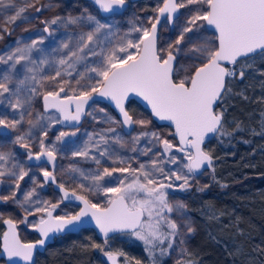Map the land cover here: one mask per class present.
Instances as JSON below:
<instances>
[{
    "label": "snow or ice",
    "instance_id": "snow-or-ice-1",
    "mask_svg": "<svg viewBox=\"0 0 264 264\" xmlns=\"http://www.w3.org/2000/svg\"><path fill=\"white\" fill-rule=\"evenodd\" d=\"M92 2L96 15L56 17L45 22L43 33L49 38L64 26H78V30L56 37L55 47L44 46L46 37L41 35L0 53V106L4 109L0 111V129L16 130L25 116H31L36 95L42 97L44 108V115H37L35 124L27 120L30 129L39 125L35 152L29 143L31 130L10 141L27 150L24 155L32 162L27 170L15 153L3 150L0 144V184L7 183L10 193L0 195V201L11 199L24 208L20 221L24 224H29L28 216L41 214L30 224L41 236L35 243L21 242L17 223L3 221L8 230L3 233L0 258L6 256L7 264H36L34 253L50 234L90 228L102 234L106 245L123 234L142 241L150 255L156 249L161 255L172 250L181 229L184 233L195 231L184 211L186 206L175 200L174 193L189 189L190 178L212 164L202 146L210 134H223V114L216 111L218 101L229 91L232 79L243 80L241 58H264V0H162L163 6L146 26L133 25L126 32L120 31L116 19L123 15L127 0ZM200 5L207 7H190ZM29 8L41 11L34 0H0V32H7L6 25L17 20L28 21L23 14ZM185 8L189 11L179 25L177 38L167 46L158 45V29L177 26V13ZM205 24L211 26L212 38L200 31ZM53 25L56 28H51ZM181 53L189 62L187 69L177 60ZM133 96L146 102L154 117L174 125L178 143L154 131H136L148 122L134 118L126 108ZM104 101L118 110L121 119L111 117L107 105L97 109ZM97 111L102 114L99 118L94 115ZM12 114L15 116L10 119ZM85 116L106 127L76 140ZM56 124L67 130L58 129L55 141L46 143L48 129ZM57 143L65 147L58 149ZM58 151L94 165L89 169L70 167L68 181L84 193L102 196L103 203L57 183L54 162ZM47 184H55L63 193L58 203L43 199L37 192ZM61 203L77 210L54 215ZM93 247L111 264H120V257H125L123 252L105 251L99 244ZM123 264H130L127 257Z\"/></svg>",
    "mask_w": 264,
    "mask_h": 264
},
{
    "label": "rangeland",
    "instance_id": "rangeland-1",
    "mask_svg": "<svg viewBox=\"0 0 264 264\" xmlns=\"http://www.w3.org/2000/svg\"><path fill=\"white\" fill-rule=\"evenodd\" d=\"M18 2H20V0H18ZM34 3L36 7L41 8L40 12H36L34 8L27 9L23 15L28 16V21L25 22L22 20H17L15 23L6 25L8 28L7 32H0V53L14 47L17 43H20L21 45L24 43H30L32 39H39L41 35L46 37L44 40V46L49 48L55 47L58 43L56 37H61L64 32H74L78 30V26H64L55 32L53 37L49 38L47 37L46 33H43V29L46 26L45 22L56 17L63 19L66 17L82 16L86 13L96 15V8L94 6L88 4L80 5V3H73L71 0H34ZM21 6L23 5L21 4ZM159 7H162V0L132 2L123 15L116 19V22L120 25V31L126 32L133 25L144 24L146 26L148 19L154 18L157 15L156 10ZM190 7L206 8L207 6L200 5ZM188 11L189 10L187 8L180 9L177 26H168L161 29L160 45L167 46L169 43L174 42L180 30L179 25H181L186 19ZM2 20L3 17L0 16V22H2ZM51 28H56V26L53 25ZM62 31L64 32L61 33ZM200 31L205 36L212 38V33L207 30L206 24L200 29ZM182 56V53L177 54L178 61L184 68L187 69L189 67V62L183 59ZM255 60V56L249 59H243L241 60L240 67L246 70L252 63L255 62ZM2 68L3 66L0 65V69ZM228 87L229 95L235 92V88H231L230 86ZM44 90L47 89L45 88ZM105 105L107 104L100 103L97 105V109L104 108ZM0 111H4L3 106H0ZM106 112L116 120L120 119L117 113L112 108H110L109 105L106 107ZM131 114L134 118L143 119L148 122L144 129H141L139 126H137L136 131H154L159 133L163 138L169 139L173 144L178 143L177 138H174L173 135L174 130L169 126L158 124L153 119L149 111L134 106ZM37 115H44L43 101L40 95L33 97L31 116H25L24 122L18 125L16 130L9 129L5 131L0 129V144L4 145L3 150L12 151L15 153L17 160L23 164L26 170L30 165V161H28L24 155L27 150L20 147L18 144L10 143V141H14L18 133L23 134L24 132L31 130L33 139L29 141V143L31 144L32 151L35 152L37 150V144L35 143L36 131L38 130L39 125H36V128L30 129L27 120L31 119L35 124ZM94 115H97L99 118L102 114L97 111V113H94ZM14 116L15 114H12L9 116V118L11 119ZM41 123H43V121H41ZM101 127H106V125L96 123L91 117L86 116L83 124L80 126L81 132L74 139L79 140L84 133H93L95 130L100 129ZM58 129L67 130L61 128L59 124L51 126L48 129V137L45 141L46 143L49 140L55 141V136L58 134ZM117 131H120L118 126ZM133 135H135V133H133ZM125 139L127 140L129 138L125 137ZM141 146H143V141H141ZM57 147L60 149L65 146L57 143ZM206 149L209 153H212L207 146ZM57 158L59 163L56 171L58 173L59 179L63 183L79 190L75 184H72L70 181H68V169L72 166H77L81 169H89L94 167V165L90 162H86L83 158L72 157L71 155L62 153L61 151L57 152ZM142 160H147V157H143ZM77 161L79 163H76ZM49 168L50 167L48 166V169ZM231 174L232 173L228 170V168H226V166L219 163L217 165H213L212 169L204 171L200 175L192 176L189 181L191 185L189 189L175 191V200L183 203L186 206L184 211L191 218L192 226L194 227L195 231L192 233H184V230L181 229L182 235L176 238V242L173 244V249L166 251L165 254V256L168 257L171 262H181L190 255L192 240L200 231L205 234L206 238L210 240V242L220 244L226 249V251H229L234 264H261L258 249L254 246L249 233L243 230L238 219L232 214H226L223 211L217 210L211 204V202H209L208 195L210 194L211 184L220 177H228ZM29 175H32L31 171L29 172ZM4 179L7 180L6 177ZM37 179L39 180L40 178L37 177ZM25 181H28V177H25ZM25 181L21 182V189L26 187ZM40 182L42 183L43 181L41 180ZM176 183L179 184L181 182L177 181ZM0 186V195H10V193L6 191V188L8 187L7 183L0 184ZM28 187H31V185L29 184ZM49 190V187L46 185L43 189L37 188V192L43 197V199H46L51 203H58L60 199L59 195L52 191L48 192ZM84 194L88 195L89 198L93 199L94 201L99 199L101 203L104 202L103 197L95 193ZM17 199H21L20 193H17ZM169 199L173 200V196H170ZM68 211L74 212L76 211V208L71 205L68 208H65L64 203H61L55 212L56 214H63L64 212ZM39 215L41 214L38 213L36 216H28L29 224L21 223L20 221H22L25 216L24 208L14 203L11 199L6 202L0 201V219L3 216H8L9 218H12L14 221H16L25 240H29L33 237L34 229L30 227V224L37 222ZM172 216L175 218L176 213L174 212ZM177 223L179 224L180 221L177 220ZM0 231H3L1 226ZM181 240H183L182 244L180 243ZM141 242L142 241L137 240L135 237L117 236L107 244V247H110V250L112 251L123 252L125 257H128L131 260L133 259L132 261L130 259L128 260L130 264H135V262L138 260L135 259L133 255L141 253ZM123 261L124 259L120 257V264H123Z\"/></svg>",
    "mask_w": 264,
    "mask_h": 264
},
{
    "label": "trees",
    "instance_id": "trees-1",
    "mask_svg": "<svg viewBox=\"0 0 264 264\" xmlns=\"http://www.w3.org/2000/svg\"><path fill=\"white\" fill-rule=\"evenodd\" d=\"M71 1L80 5L89 3ZM255 59L244 70L243 80H231L228 86L235 88V92L231 95L226 92L218 106L224 115L223 134H218L207 147L212 152L213 165L223 164L232 174L211 184L208 199L217 210L238 219L264 264V75H261L264 58L255 56ZM134 106L146 110L131 101L128 105L131 113ZM37 237L34 234L31 240ZM95 244L105 251L110 249L92 229L59 237L45 253L39 254L36 264H109L101 250L93 247ZM140 245L141 253L133 257L141 264H234L229 251L210 242L200 231L192 240L190 255L177 263L171 262L166 253L161 255L159 249L150 255L144 243Z\"/></svg>",
    "mask_w": 264,
    "mask_h": 264
},
{
    "label": "water",
    "instance_id": "water-1",
    "mask_svg": "<svg viewBox=\"0 0 264 264\" xmlns=\"http://www.w3.org/2000/svg\"><path fill=\"white\" fill-rule=\"evenodd\" d=\"M89 1L92 2V0H89ZM137 1H140V0H127V4H126L125 9L123 10V13L127 10V8L129 7V5H130L132 2H137ZM92 3H93V2H92ZM179 14H180V11H179V13H177V15L179 16ZM162 23H163V21H162ZM206 28H207V30H208L209 32H211V33L213 32L211 26L206 25ZM160 35H161V29H158V45H159ZM253 57H254V56H253ZM243 59H244V58H241V60H243ZM224 95H225V94H224ZM131 101H136L137 103L141 104V106H142L143 108H145L147 111H149V112L151 113L150 106H148L146 102L142 101L141 98H138V97L133 96V97H130V101H129V102H131ZM220 102H221V101H218V106H219ZM89 103L91 104V101H90ZM102 103H105V104L109 105L110 108H112V109L117 113V115L119 116V118L121 119V116L119 115L118 110H116L112 104L108 103L107 101H104V102H102ZM128 105H129V103L126 105V108H127V109H128ZM218 106H217V108H216V111H218ZM128 111H129V110H128ZM218 112H219V111H218ZM129 113H130V111H129ZM220 113H221V112H220ZM130 114H131V113H130ZM222 114H223V113H222ZM151 115H152V113H151ZM152 117H153V119H154L158 124H160V125H165V126H169V127H171V128L175 131L174 125L171 124V122H168V121H160L158 118L154 117L153 115H152ZM85 118H86V116L82 118V120H81V122H80V126L83 124ZM223 123H224V115H223V120H222V126H223ZM217 135H218V134H216V135H212V134H210V138H206V139H205L204 144H203L202 147H203V149H204L206 152H208L207 149H206V146H207L212 140H214V139L216 138ZM177 140H178V139H177ZM208 153H209V152H208ZM209 154H210V156H211V158H212V164H211V166H208V165L206 164V165H205V166H204V167H203L198 173H196L195 175H200V174L203 173L204 171H207V170L212 169V166H213V156L211 155V153H209ZM42 159H43V158H42ZM54 164H55V167H56V160H55ZM51 167H52V166H51ZM52 169H53V167H52ZM57 183H58V182H57ZM55 187H56V185H55ZM56 189H57V187H56ZM69 190H70V189H69ZM61 193H62V192H61ZM62 194H63V193H62ZM77 194H78V195H82V194H79V193H77ZM76 203L79 204V201H76ZM54 215H56V212L54 213ZM7 219H12V218H7ZM5 220H6V219H5ZM12 220H13V219H12ZM15 222H16V221H15ZM16 223H17V222H16ZM4 224H5V223H4ZM90 229L94 230V231L96 232V234L98 235V237H99L100 239L104 240L102 234H101L97 229H95V228H90ZM7 230H8V225L5 224V231H7ZM5 231H4V232H5ZM16 231H17V233H18L19 239H20L21 242H23V243H35V242L37 241V240H36V241H31V242H25V241H23L22 236H21V233H20V230H19V227H18V224H17ZM34 232L37 233V234L39 235V237H40L39 239H41L40 234H39L37 231H35V230H34ZM81 232H82V231H81ZM81 232H68V231H65V232L58 233V234H50L49 239L46 240V242H45V245H44L42 248H41V247H38L37 250H36V252L34 253V257H33L34 261L37 263V259H38V257H39V254L45 253L46 250H47L52 244H54V243L56 242V239H57V238L62 237V236H65V235H68V234H79V233H81ZM118 235H120V234H118ZM2 237H3V234L0 235V252H2V243H3V239H2ZM39 239H38V240H39ZM1 259H2V260H5V262L3 263V262L0 261V264H7V258H6V256H4L3 258H0V260H1ZM109 264H111V261H109Z\"/></svg>",
    "mask_w": 264,
    "mask_h": 264
},
{
    "label": "flooded vegetation",
    "instance_id": "flooded-vegetation-1",
    "mask_svg": "<svg viewBox=\"0 0 264 264\" xmlns=\"http://www.w3.org/2000/svg\"><path fill=\"white\" fill-rule=\"evenodd\" d=\"M87 2H89L88 3V5H91V6H94L95 8H96V6L92 3V2H90L89 0H86ZM141 2H143V1H146V0H140ZM140 1H137V2H140ZM163 6V5H162ZM160 37H161V35H160ZM159 45H160V40H159ZM177 60H178V58H177ZM129 110V109H128ZM131 113V112H130ZM132 115V114H131ZM32 162L30 161V164H31ZM58 163H59V160H58V158H56V167H55V174H56V176H57V182L58 183H63L60 179H59V176H58V173H57V166H58ZM49 169H50V171H52L53 169H52V167H51V165H49ZM48 169V170H49ZM46 186H48L49 187V191L48 192H55V193H57L58 195H59V197H61L63 194L61 193V192H59L58 191V189H56V187H55V184H47ZM65 187L66 188H68V189H70V190H72V189H75L74 187H72V186H70V185H68V184H65ZM0 190H1V186H0ZM76 191H77V193H79V194H82V195H85L84 193H82L81 191H79V190H77V189H75ZM67 202V201H66ZM77 210V209H76ZM7 218H9L8 216H3L1 219H0V226L2 227V229H3V231H0V235H2L3 233H4V231H5V224L3 223V221L5 220V219H7ZM21 233V232H20ZM34 234H37V233H35V232H33V237H34ZM38 235V234H37ZM21 236H22V234H21ZM40 237H39V235H38V237H37V239L36 240H38ZM22 239H23V241H25V242H31V241H36V240H31V239H29V240H25L24 238H23V236H22ZM1 262H5V260H0Z\"/></svg>",
    "mask_w": 264,
    "mask_h": 264
}]
</instances>
